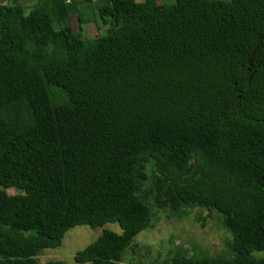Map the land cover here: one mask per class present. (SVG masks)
<instances>
[{"label":"trees","instance_id":"obj_1","mask_svg":"<svg viewBox=\"0 0 264 264\" xmlns=\"http://www.w3.org/2000/svg\"><path fill=\"white\" fill-rule=\"evenodd\" d=\"M9 1L0 264H63L35 256L105 223L120 233L102 229L73 260L116 264L152 209L183 206L223 215L229 256L170 264H264V0H108L96 11L113 28L93 38L77 6L75 30L40 0Z\"/></svg>","mask_w":264,"mask_h":264},{"label":"rangeland","instance_id":"obj_2","mask_svg":"<svg viewBox=\"0 0 264 264\" xmlns=\"http://www.w3.org/2000/svg\"><path fill=\"white\" fill-rule=\"evenodd\" d=\"M4 1L10 2L9 0ZM50 1L54 4L57 0ZM98 2L99 0L90 3H84V0H70L64 9L68 14V17L65 18L73 20L75 30L77 29L76 23L78 24L75 18L77 16L76 6L79 8V15L83 20L90 18L96 26L98 25L95 28L94 25L82 24V29L79 32L83 38L105 35L113 28L110 22L102 24L99 21L96 9L102 3ZM33 4L34 1H22L24 13ZM47 4L49 5V9H47L53 18L52 23L57 27L61 24L59 23L60 18L55 10L50 9L49 1ZM42 5L44 6L43 3ZM57 19L58 21H56ZM97 31L98 33H96ZM6 191L8 194L15 192L13 189H6ZM222 217L223 215L217 210L200 206H183L177 212L167 209H152V225L140 231L132 239L123 252L122 261L116 264H170L172 256L192 259L216 254L229 256L226 242L230 239V234L222 224ZM102 229L120 233L116 223H105L94 228L76 225L64 232L58 246L41 249L35 258L39 263L59 260L63 264H76L73 260L75 252L93 241ZM253 255L262 256L263 253L254 252Z\"/></svg>","mask_w":264,"mask_h":264},{"label":"crops","instance_id":"obj_3","mask_svg":"<svg viewBox=\"0 0 264 264\" xmlns=\"http://www.w3.org/2000/svg\"><path fill=\"white\" fill-rule=\"evenodd\" d=\"M49 2H50V9L53 11V10H55L56 11V13H57V16L60 18V22L65 18V16H63L64 14L65 15H68L65 11H64V9L67 7V5L69 4V1L70 0H57L54 4H52V1H50V0H48ZM48 1H43V0H40V2H42L43 4H44V6L46 7V8H48L49 9V5L47 4V2ZM94 1H96V0H91V2H94ZM108 0H99V2H101V3H106ZM135 1H137V2H141V1H143V0H135ZM157 1V0H156ZM161 1V0H160ZM98 2V3H99ZM0 3H8V2H6V1H2V0H0ZM41 3V4H42ZM97 3V4H98ZM76 12H77V10H76ZM75 18H76V16H75ZM69 20H70V18H68ZM56 21H58V19L56 20ZM59 22V23H60ZM108 22H110L109 20H108ZM108 22H106V23H108ZM111 23V22H110ZM57 24H58V22H57ZM84 24V23H83ZM88 26V25H87Z\"/></svg>","mask_w":264,"mask_h":264}]
</instances>
